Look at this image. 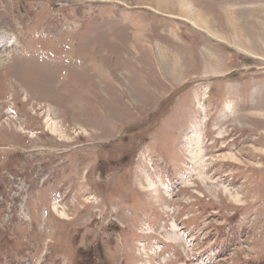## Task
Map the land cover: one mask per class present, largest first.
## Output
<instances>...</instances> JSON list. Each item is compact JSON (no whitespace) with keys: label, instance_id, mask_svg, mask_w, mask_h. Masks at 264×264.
Wrapping results in <instances>:
<instances>
[{"label":"rangeland","instance_id":"rangeland-1","mask_svg":"<svg viewBox=\"0 0 264 264\" xmlns=\"http://www.w3.org/2000/svg\"><path fill=\"white\" fill-rule=\"evenodd\" d=\"M0 18V264H264V0Z\"/></svg>","mask_w":264,"mask_h":264},{"label":"bare ground","instance_id":"bare-ground-1","mask_svg":"<svg viewBox=\"0 0 264 264\" xmlns=\"http://www.w3.org/2000/svg\"><path fill=\"white\" fill-rule=\"evenodd\" d=\"M181 17V16H180ZM190 17V16H189ZM1 19V18H0ZM187 19H188V17H187ZM193 19V18H192ZM192 19L190 20V23L192 24V25H194V21H192ZM187 21V20H186ZM188 22V21H187ZM195 26H196V24H195ZM194 27V26H193ZM199 27V26H198ZM2 42V41H1ZM78 165V164H77ZM63 167V166H62ZM61 170V169H60ZM60 176V175H59ZM67 176V175H66ZM70 176V177H69ZM69 176H67V180H71V182H70V185H71V187L73 186V187H75L76 186V189H77V191H79V193L78 192H76V194L77 195H79L80 194V192L84 189V183H85V179H84V181H79V171L77 170L76 172H73L71 175H69ZM63 179V178H62ZM80 179H81V177H80ZM66 180V181H67ZM63 181V180H62ZM65 185H67V184H65ZM62 187V186H61ZM64 187V186H63ZM66 187V186H65ZM57 190V189H56ZM70 191V190H69ZM55 192V191H54ZM74 200H76V199H74ZM78 203H79V201L78 200H76V201H74L73 202V208H75V206H78ZM48 204V203H47ZM96 205H98V203L96 202L95 203ZM72 208V207H71ZM21 209V208H20ZM23 211V210H22ZM22 213V212H21ZM78 215V214H77Z\"/></svg>","mask_w":264,"mask_h":264}]
</instances>
